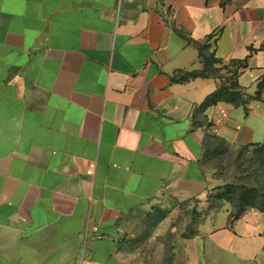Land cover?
<instances>
[{"label": "crops", "instance_id": "1", "mask_svg": "<svg viewBox=\"0 0 264 264\" xmlns=\"http://www.w3.org/2000/svg\"><path fill=\"white\" fill-rule=\"evenodd\" d=\"M242 60L220 100L190 41ZM264 0H0V264H264V212L211 207L206 135L264 140ZM154 219H160L154 226Z\"/></svg>", "mask_w": 264, "mask_h": 264}, {"label": "trees", "instance_id": "2", "mask_svg": "<svg viewBox=\"0 0 264 264\" xmlns=\"http://www.w3.org/2000/svg\"><path fill=\"white\" fill-rule=\"evenodd\" d=\"M214 37V35H209L204 41L190 40L198 48L202 68L183 71L180 76L175 78L177 81H187L196 77L221 79L222 83L220 87L207 95L194 115V124H199L200 126L207 118L205 115L206 110L218 101L227 100L235 104H241L244 101L242 93L237 91L239 86L237 77L241 69L245 67V62L235 59L226 62L222 58L217 57L215 50L212 49L211 40L214 39L216 41ZM263 86V84L259 85V90L256 94L257 98L260 97ZM204 143L207 161L210 156L223 149L220 147L221 143L226 145L223 139L211 134L206 135ZM226 147L229 148L227 145ZM241 147H253L254 156L260 158L264 165V140L259 143L242 145ZM208 200L211 202V207L213 208H219L226 202L230 203L232 207L231 216L234 218L238 217L250 206L257 207L264 212V187L239 185L236 183L219 184L212 189L208 195ZM159 220H152L153 225L155 226Z\"/></svg>", "mask_w": 264, "mask_h": 264}, {"label": "rangeland", "instance_id": "3", "mask_svg": "<svg viewBox=\"0 0 264 264\" xmlns=\"http://www.w3.org/2000/svg\"><path fill=\"white\" fill-rule=\"evenodd\" d=\"M221 151L208 158L209 166L221 182L264 187V165L253 154V147L227 148L221 143ZM261 161V162H260Z\"/></svg>", "mask_w": 264, "mask_h": 264}]
</instances>
